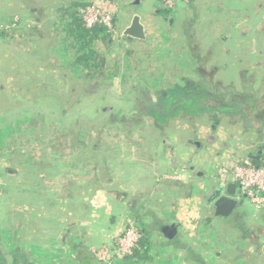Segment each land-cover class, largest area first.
<instances>
[{
	"label": "rangeland",
	"instance_id": "rangeland-1",
	"mask_svg": "<svg viewBox=\"0 0 264 264\" xmlns=\"http://www.w3.org/2000/svg\"><path fill=\"white\" fill-rule=\"evenodd\" d=\"M80 1L90 2V0ZM114 1L119 4L127 2V0ZM194 1L196 6H199V18L195 24L196 33L194 35L190 34V26L185 25V22L189 23L191 20L187 14L188 11L185 14L177 9L175 12L165 15L161 8L151 9L147 2L144 3V8L147 9L143 12L142 20L148 25L147 32H150V35L152 31L154 34L162 33L164 37L166 34L169 40L159 47L148 44L149 46L141 45L142 49H136V52L137 50L142 52L141 56L138 55L137 58H143L145 61L151 62L152 65L149 70L143 69L144 72L140 69L142 66H139L138 71H134L130 77L128 76L130 78L128 84H122L120 79H116L111 88L113 96L126 103L131 89L136 88L137 91H141L140 88L148 87L155 99H152L153 102L157 103L155 93L160 87L162 90H167L175 83L184 84V78L186 81L192 80L195 62L202 59L210 60V55L213 52L216 61L220 60L219 57L217 58L216 52H249L246 54L249 56L245 57L246 61L250 60L251 63L259 62L264 65V0ZM184 15L187 17L186 21H184ZM15 18L21 20L20 16H15L9 22H0V24L9 26ZM169 18H173L171 26L168 22ZM225 19L229 20V24L224 22ZM116 25L119 41L112 38L116 43L114 48L119 47L122 42L125 27L124 22L121 25L120 23ZM22 26L21 21L15 29L7 31L6 40L3 39L5 36L0 37V62L3 58L6 62L9 61L6 63L7 65L0 63V87H2L0 96L3 97L0 99V136L2 140V144H0V173H5L6 170L20 172V178L18 177L17 180H10L4 175L0 177V204H10V200L14 196L19 197L17 194L26 195L29 191V184L25 180L27 181L28 177L25 178L22 174L31 175V182L34 180L31 191L33 204L43 206V208H30L32 215H29L28 208H25V213L23 212L21 217L15 212L13 216L17 219L14 224L11 223L12 227L22 224L24 228L21 230L20 241L27 242L31 236L28 223L32 221L34 214L38 215V218L35 219L40 222L38 225L44 227V224H48V222L60 224L66 215L62 213L65 208L68 210L90 208V211H93V208L109 206L112 208L115 196L117 197L115 200L119 204L118 208H127L128 210L131 202L136 207L137 202L139 204L141 202L139 196L132 195V198L129 196L130 200L127 202H131L127 204L123 201L122 194L127 191L128 183L130 185L131 182L132 186L133 183L139 184L141 173L146 175L145 173L154 172L153 178L160 175L159 173L162 171L157 169L156 162L160 147H164L162 152H164L166 161L169 162V160L177 158V150L180 147L184 146L186 149L189 148L196 152L195 146L189 141H197L201 144L204 140L199 141L193 133L178 131L179 123L186 122L187 118L185 117H176V121L171 118L168 121L169 124L161 126L156 123L153 117L141 115L136 107L132 111L133 105L123 106L122 103L118 104L115 101H106L92 107H88L86 101L79 104L83 88L79 80L73 78L72 74L70 75V72L65 69L54 68L58 66V63H55L58 62L55 52L49 57L46 55V57L44 53H39L41 45L38 47L28 46L30 42L25 37L28 29L26 26L25 28ZM185 32L187 36H183L182 33ZM190 35H192V39ZM222 36L225 38L224 41L221 39ZM62 38L59 29L53 30L50 47L58 46ZM42 44L45 46L44 43ZM22 48L26 49L22 50ZM57 49L58 47L54 48L55 51ZM19 52H33L36 61L31 59V63L26 57L18 61ZM163 52L165 53L163 54ZM111 54L112 58H115L120 54L123 56L124 52H111ZM236 54H229L228 63L219 62V65L231 64V56ZM45 58L46 61L43 62L42 60ZM23 60H26V63H23ZM34 63L36 64L34 65ZM49 63L54 64L52 68L54 74L52 77L43 79L44 69L42 68L44 64ZM223 70L225 68L222 67L221 71ZM249 72L255 74L261 72L258 77L260 75V78L264 79V70L256 69L254 66L248 73L247 69H244L243 74H250ZM60 73L68 78L67 84H62L58 80V77L61 76ZM173 73L176 79L170 77ZM237 77L236 74L235 78ZM167 78L173 80L163 87L162 84L165 83H162V80L165 81ZM237 90H239V86ZM43 92L47 93L48 98L43 99ZM140 105L139 102L138 108ZM120 107L123 108V113L117 111ZM66 110L68 111L67 117L59 120L60 113ZM211 134L216 136L214 133ZM238 140L240 139L238 138ZM206 143L203 145L206 146ZM205 146L201 153H205L210 160L213 157L207 155L209 151ZM236 146L243 147V143L241 145V142H238ZM153 148L157 152L156 154L153 152ZM159 155L161 154L159 153ZM5 163L8 164L7 167ZM193 166L185 168L187 171L190 170V175L195 177L196 172L198 175L206 173L201 170L199 165ZM213 166L215 169V162ZM213 169L211 175L216 176L217 170ZM186 170L184 171L186 172ZM171 171L164 172L157 177V182L153 180L150 185L147 181L146 183L150 186L149 191L154 192L157 189L158 193L151 196L147 190L146 197L143 199H148L151 203L157 202L159 206L169 208L174 199L175 189L173 187L175 185L173 184L181 182V177L185 175L183 170H179L181 172L179 174H170ZM206 174L209 175V173ZM164 185L167 186L163 187ZM183 189V193L180 194L182 198L185 196V188ZM135 199L137 200L135 201ZM245 200L247 208H243L244 211L250 216H255L260 212L257 218L260 221L264 219V209L258 211L249 199ZM189 202L191 203L190 200ZM50 203L52 208H45V205ZM21 206L25 207L24 204ZM203 206L205 204L201 202L200 208H198L199 219L193 220L192 216L187 218L190 212H186L185 221L189 220L190 225L198 227L205 220H209L212 214L208 212V209L204 213ZM7 209L11 210V215L12 210L18 208ZM0 211L2 212L1 208ZM13 216L12 218H14ZM220 219H212L211 232L216 230ZM46 221L48 222L46 223ZM174 229H178V227ZM204 237V235L199 236L202 238L201 246L203 248H205ZM108 245L109 243L105 242L95 248ZM217 251H219L218 247L215 252Z\"/></svg>",
	"mask_w": 264,
	"mask_h": 264
},
{
	"label": "crops",
	"instance_id": "crops-1",
	"mask_svg": "<svg viewBox=\"0 0 264 264\" xmlns=\"http://www.w3.org/2000/svg\"><path fill=\"white\" fill-rule=\"evenodd\" d=\"M72 1L74 0H0V22H9L15 16H20L22 28L26 26L28 29L25 33V37L30 42L28 46L38 47V45H41L39 53H44V56L48 55V57L55 52L58 56V62L55 63H58V66L54 68H61L62 70L68 68L70 64L69 56L64 52L63 46L58 44L54 47H58L55 51L53 47H50V43H52L54 26L60 20L56 8L61 4L68 6ZM131 2L132 0H127L125 3H118L120 14L117 17V24L120 23L121 25L124 22L123 31H125L130 26L133 17L135 15L140 16L145 27L146 40L138 41L124 37L119 45L120 50L117 46L113 47L111 52L142 49L141 45L147 46L148 44L159 47V45L167 43L168 35L165 34V38L162 33L154 34L153 31L150 35V32L146 30L148 25L142 20L143 12L147 9L144 8V3L147 2L151 9L159 8L157 3L154 0H141V3L137 6L127 5ZM179 2V12L183 11L186 14L188 11L187 14L191 20L189 23L185 22V25L190 26V34L194 35L196 33L195 24L199 18V6H196L194 0H179ZM125 5L127 6L123 7ZM186 18L185 16L184 21L187 20ZM226 19L224 22L229 24V20ZM182 34L187 36L186 32ZM192 35H190L191 39L193 38ZM3 39L6 40L7 37L5 36ZM221 39L222 41L225 40L223 36ZM25 49L22 48V50ZM216 53L218 54L216 55L217 58H220L218 61H216V57H213L214 52L210 55V60L196 61L194 76L192 80H189L205 85L207 96L199 106L203 105V109L201 108L199 114L196 113L197 106L193 102H196L198 98L194 94L191 98L194 100L192 102L193 106L188 104L189 106L187 105L186 108H177L172 117L174 119L176 117L187 118L186 122L179 123L178 131L195 134L194 136H197L199 141L204 140V144L207 142L206 146L199 143L197 147L194 144L197 141H189L190 144L195 146L196 152L189 148L186 149L184 146L180 147L177 150V158L175 160L171 159L169 162L164 158V152H162L164 147L159 148L161 155L159 153L158 157L154 155L157 160V169L162 171L159 173L160 175L168 170L173 171L170 174H179V170L185 172L186 166L199 165L201 170L209 173L208 176L204 172V174L199 175L196 172L194 177L192 174L190 175V170H186L185 175L181 177V182L173 184L175 185L173 187L175 189L174 199L169 208H164L159 206L157 202L151 203L148 199H143L146 197L145 192L149 191L150 183L153 180L157 182V177L160 175L153 178L154 172L145 173L144 176L141 173V178L138 180L140 181L139 184L133 183L132 186L131 182L130 185L128 183L126 186L127 191L122 194V199L125 202L130 200L129 196L131 198L132 195L139 196L141 202L140 204L137 202L136 207L131 201H128L127 204L131 202L128 210L127 208H118L119 204L115 200L117 198L115 196L112 208L110 206L107 208H93V211H90V208H73L70 210L65 208L62 213L66 215L60 224L46 221L48 224H44V227L38 225L40 222L35 221L38 215L34 214L32 221L28 223L31 236L29 241L26 242L20 241L21 230L24 228L22 224L17 227L11 225L17 219L13 215L17 212V215L21 217L23 212L25 213V208H28L27 213L32 215L30 208H43V206L33 204L31 191L34 180L31 182V175L23 173L22 175L25 178L28 177L27 181L24 179L29 184L28 193L26 195L17 194V197H19L14 196L10 200V204H0L2 209V212L0 211V264H106L98 261L90 250L105 242L111 244L112 240L122 234L130 223L141 224L147 229L152 244L150 251L152 261L148 263L116 261L112 264H264V219L260 221L257 218L260 212L255 216H250L249 213L244 211L243 208H247L245 199L241 198L237 212L235 211L229 218H221L218 227L215 228L216 230L211 232V228H213L212 219L217 217L214 215L213 205L208 202L209 196L218 186L233 183L231 178L224 179L220 175V169L229 170L237 162L252 164L255 160H250V158L251 156H257L258 152H262L264 159V79L263 77L260 78V75L258 77L261 72L243 74L244 69H247L248 73V71H251V67L254 66L256 69L264 70V65L259 62L251 63L250 60L246 61L245 57L249 52ZM231 53H237V56H231V64L219 65V62L228 63L227 60L230 58L229 54ZM33 54V52H19L18 61L26 57L30 62L31 59L35 62ZM42 61L45 62L46 58ZM8 62L3 58L0 63L6 64ZM67 62L68 65H66ZM23 63H26V60H23ZM53 65L51 63L44 64L42 68L44 69L43 79L52 77V74H54L52 72ZM222 67L225 70L221 71ZM209 69L214 70L209 71ZM236 74L237 78H235ZM58 80L62 84L68 83V78L62 76V74L58 77ZM236 80H239V82H236ZM236 86H239V90ZM0 90H2V87H0ZM46 94V92L42 93L43 99L48 98ZM0 99H3V97L0 96ZM234 103L235 106H233ZM236 106L237 111H232ZM198 116H201V118ZM211 133H214L217 137ZM237 141L241 142V145L243 143V147L236 146ZM203 146L209 151L207 155L213 157L210 160L205 153H201ZM153 152H155L154 148ZM149 161H151L150 158ZM214 162L216 164L215 169H213ZM260 162L264 163L263 161ZM7 165L5 163L6 167ZM168 166L169 169L167 170ZM212 169L217 170L216 176L211 175ZM163 170L166 171L163 172ZM19 174L20 172L17 170H6L5 173H0V177L4 175L10 180H17L18 177L20 178ZM147 181L149 185L146 183ZM183 188H185V196L182 198L180 194L183 193ZM149 192L152 196L156 195L158 190ZM109 201L111 202V200ZM201 202L205 204L203 206L205 208L204 213L208 209L212 216L198 227L192 226L188 223L189 220L185 221V214L190 212L187 218L192 216L193 220L199 219L198 208H200ZM22 204L25 207L21 206ZM46 207L52 208V204L45 205ZM7 208L18 209H13L10 215L11 210ZM175 227H178L176 236L173 239H168V231ZM201 235L205 236L203 238L205 248L201 246L202 238H199ZM217 247L219 251L215 252Z\"/></svg>",
	"mask_w": 264,
	"mask_h": 264
},
{
	"label": "trees",
	"instance_id": "trees-1",
	"mask_svg": "<svg viewBox=\"0 0 264 264\" xmlns=\"http://www.w3.org/2000/svg\"><path fill=\"white\" fill-rule=\"evenodd\" d=\"M86 5V2H81L80 0H74L68 6L61 4L56 8L60 20L59 23L54 26V29H59V33L63 36L60 45L63 46L64 52L69 56L70 64L65 70L69 71L70 75L72 74L73 78L78 79L83 86L79 104L86 101L88 107H92L105 103L106 101H115L118 104L122 103L123 106L133 105L134 108H132V111H134L136 107L139 112H141V115L153 117L156 123L161 126L167 125V122L174 116L177 108H186L188 104L192 105L195 103L197 106L196 113L199 114L201 108L203 109L204 107L203 105L199 107L200 103H202L203 99L207 96L205 85L186 81L184 79V84L175 83L169 86L167 90H162L159 86L160 89L155 93L157 103L153 102V95L148 87L140 88L139 90L141 91H137L136 88L131 89L127 96L128 102L126 103L121 102L120 98L118 99L113 96L111 88L116 79H120L122 84H128L130 82V74L134 71H138L139 66L143 67L145 65V68L140 67L142 72H144L143 69L149 70L152 64L149 61H145L143 58H137L138 55L142 54V52H138V50L137 52L136 50H127L124 52V57L121 54L115 58L110 57L112 55L111 50L114 47L112 35L104 26H96L91 29L85 26L79 11ZM163 13L168 15L171 12L163 10ZM114 24L115 27H117V19L114 20ZM175 69L178 71L177 68ZM170 77L175 78V74H171ZM172 80H170V78L168 80L167 78V80L162 81V83H165L162 84L163 87H165L166 84H170ZM194 94H196L197 98L200 100L197 99L196 102H193L194 100L191 98ZM139 102L141 105L138 108L137 105ZM233 106H235V103ZM117 111L123 113V108L120 107ZM232 111H237V106L236 108L234 107ZM67 114V110L61 112L58 116L60 117L59 120H62ZM198 117L201 118V116ZM126 119L127 117L125 121ZM63 138L65 139V136ZM0 144H2L1 136ZM248 165L261 167L264 166V163L255 161ZM135 226L139 232L137 245L132 255L122 262H151L152 255L150 251L152 244L147 229L141 224H136Z\"/></svg>",
	"mask_w": 264,
	"mask_h": 264
},
{
	"label": "built area",
	"instance_id": "built-area-1",
	"mask_svg": "<svg viewBox=\"0 0 264 264\" xmlns=\"http://www.w3.org/2000/svg\"><path fill=\"white\" fill-rule=\"evenodd\" d=\"M154 1L159 8L169 12H175L180 5L179 0ZM79 13L88 29L104 26L108 29L112 38L119 41V35L114 24V20L120 14V6L117 2L114 0H90ZM12 22L9 26L0 24V37L3 36L2 33L15 29L21 23V20L15 18ZM219 173L224 179L231 178L232 182L238 186L258 210L264 209V166L254 167L247 163L237 162L229 170L221 168ZM135 227V223H130L123 234L116 237L111 244L102 248H92L90 250L91 254L98 261L106 264L127 259L132 255L138 242L139 232Z\"/></svg>",
	"mask_w": 264,
	"mask_h": 264
},
{
	"label": "water",
	"instance_id": "water-1",
	"mask_svg": "<svg viewBox=\"0 0 264 264\" xmlns=\"http://www.w3.org/2000/svg\"><path fill=\"white\" fill-rule=\"evenodd\" d=\"M141 3V0H132L131 3L127 5L137 6ZM127 5L123 6L126 7ZM169 25L172 24L173 18H169ZM3 36L8 37V33H2ZM123 36L127 39H134L138 41L146 40V31L145 27L142 24L141 17L135 15L132 19L130 26L124 31ZM197 147L199 146L198 142L194 143ZM250 160L263 161L262 152H258L257 156H251ZM246 199V196L234 183L227 184L226 186H218L212 194L209 196L208 202L214 207V215L217 218H229L240 206V201ZM177 234V230L172 228L168 231V239H173Z\"/></svg>",
	"mask_w": 264,
	"mask_h": 264
}]
</instances>
